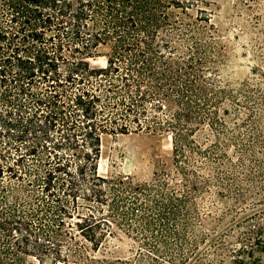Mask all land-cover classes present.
<instances>
[{"label": "trees", "instance_id": "16d2710c", "mask_svg": "<svg viewBox=\"0 0 264 264\" xmlns=\"http://www.w3.org/2000/svg\"><path fill=\"white\" fill-rule=\"evenodd\" d=\"M203 5L0 0V264L81 258L115 229L145 264L184 263L196 199L238 186L264 148V91L222 80ZM101 47L106 65L92 67ZM142 133L172 138L173 168L101 176L103 137Z\"/></svg>", "mask_w": 264, "mask_h": 264}, {"label": "rangeland", "instance_id": "374dc122", "mask_svg": "<svg viewBox=\"0 0 264 264\" xmlns=\"http://www.w3.org/2000/svg\"><path fill=\"white\" fill-rule=\"evenodd\" d=\"M203 1L215 28V45L223 57L222 80L233 85L250 80L264 91V0ZM108 51L101 47L99 56L90 60L91 66L105 67ZM258 119L255 134L263 144L264 116ZM239 160L235 157L233 162L238 164ZM245 164L248 170L235 173L238 186L207 188L208 192L196 199L191 221L194 233L190 235L193 246L183 264H264V148L259 147L255 159ZM172 168L169 135L103 137L99 161L103 177L122 175L145 182L154 173ZM203 175L208 179L207 173ZM115 231L117 236L104 241L98 251L86 244L88 251L81 258L70 256L60 262L23 256L20 264H145L142 244Z\"/></svg>", "mask_w": 264, "mask_h": 264}]
</instances>
